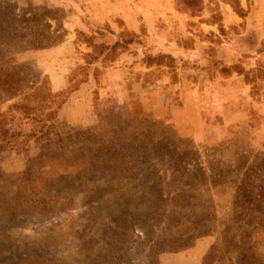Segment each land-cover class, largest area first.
Wrapping results in <instances>:
<instances>
[{
	"label": "rangeland",
	"instance_id": "374dc122",
	"mask_svg": "<svg viewBox=\"0 0 264 264\" xmlns=\"http://www.w3.org/2000/svg\"><path fill=\"white\" fill-rule=\"evenodd\" d=\"M3 68L0 264H264V0H0Z\"/></svg>",
	"mask_w": 264,
	"mask_h": 264
},
{
	"label": "trees",
	"instance_id": "16d2710c",
	"mask_svg": "<svg viewBox=\"0 0 264 264\" xmlns=\"http://www.w3.org/2000/svg\"><path fill=\"white\" fill-rule=\"evenodd\" d=\"M97 21L100 22L99 20H97ZM115 43H117V42H115ZM14 68H17V67L14 66ZM5 70H7V68H5ZM4 72H5L4 68L0 69V84L4 85V87H2V90L7 91L9 93V95L15 94L17 91L21 90L20 89V82H21L22 79L19 78L18 71H13V72H8V73L5 72L7 74V76L12 77L11 81H9L8 79H2V76L5 74ZM36 88H39V86H36ZM30 95L31 94H28L26 96V94H25V96L22 98L21 101H17L15 103H12V104L8 105V109L6 111H0V123L2 122V120H4L7 112L10 109H15V110H17V109L19 110L20 109V110L26 111V113L28 114L27 117L29 119H31V120L35 119L34 111L36 110V108H37L36 106H38V103L37 104H32V105L28 104V98L27 97H29ZM53 112H54V110L46 111L45 114L50 118V116L52 115ZM41 120L43 121V123L41 124L39 130H40V134L42 135L43 134V128H44V126L46 124H45V120L44 119H41ZM134 128H135V126H134ZM0 129H2V128H0ZM135 130H136L137 134H141L142 133L139 130H137V125H136ZM57 137H59V135H57ZM59 138L60 139L58 141L61 142L62 138L61 137H59ZM105 147H106V145H103L101 147H98L97 150L98 151H101V150L103 151ZM94 159H95L96 163L101 164V165L104 166V165H106V163L108 161H110V160H114V161L115 160H120V159H122V157L118 156V154L115 153V152H109V154H106V153H104L103 155L102 154H97V157L95 156ZM81 161H82V157L80 158V162ZM130 173H131L130 176H133V177H136L139 174V172H133V171H131ZM243 189H244L243 187L239 188L240 191H243ZM245 208L247 210H249V211L258 212L260 215H264V210H262V208L260 206V203H258V205L255 208L250 207L248 204H247V206H245ZM257 223L261 227H264V220L260 219L259 222H257ZM246 224H247V226H249L251 223L247 222Z\"/></svg>",
	"mask_w": 264,
	"mask_h": 264
},
{
	"label": "crops",
	"instance_id": "0c3cea01",
	"mask_svg": "<svg viewBox=\"0 0 264 264\" xmlns=\"http://www.w3.org/2000/svg\"><path fill=\"white\" fill-rule=\"evenodd\" d=\"M84 90H86L84 87H82V94H84L85 92H84Z\"/></svg>",
	"mask_w": 264,
	"mask_h": 264
}]
</instances>
